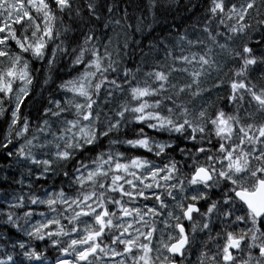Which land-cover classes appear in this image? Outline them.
Here are the masks:
<instances>
[{
  "label": "clouds",
  "instance_id": "9594fccd",
  "mask_svg": "<svg viewBox=\"0 0 264 264\" xmlns=\"http://www.w3.org/2000/svg\"><path fill=\"white\" fill-rule=\"evenodd\" d=\"M244 2L245 0H236L238 5ZM89 3L94 5V10H89ZM255 4L256 7L248 14L247 24L250 27L241 34L242 40L241 37L231 34L230 30L227 31L236 40L237 45L243 41L264 49V0H255ZM115 6L116 0H71L70 9L64 11L54 9L57 17L56 36L48 43L55 56V62L53 63L50 58L46 59L47 51L45 57L29 61L32 74V83L29 87L31 99L28 100L20 115V120L28 125L26 133L23 131V124H12L10 119L11 111L9 110L14 109L16 92H13L12 98L0 97V100L5 101L2 105L3 111H0V154L11 157L8 164L0 165V179L12 180L22 188L26 186V190L22 193L18 191L12 194L7 189L0 190V200L12 195L11 204L18 205L7 212L0 211V225H8L23 234L25 239L12 244V249L18 248L14 254L20 255L26 264H53L52 259L47 255L49 249L58 253L55 264L57 260L64 258L62 249H67L68 257L73 260V264H81L75 254L86 246L91 247V243H96L85 244L82 241L87 232L100 230L95 216L101 211V205H106L113 213L107 218L113 221V226L106 228L103 236L98 240L104 251H98L90 256L88 264H120L121 261H124V264H133V260L142 253L137 251L134 257L132 254L125 253L118 242H114L127 238V234L121 236L122 229L119 225H127L129 222L133 224L131 229L133 236L138 232L144 234L155 227L156 230L151 239L141 238L138 241V245L146 243L151 246L153 264H223L222 244L226 240L227 232L233 231L239 235L242 230L247 231L253 227V217L247 214L246 206L235 196V192L241 186L251 188L253 180L251 171L264 162L253 158L251 167L242 178V184L241 179H237L238 174L229 171L228 161L225 159L227 151L231 150L239 133L234 132L230 137L217 136L216 127L212 121L216 119L219 112H223L226 119L231 117L236 128L244 124L247 130V124L250 123L253 125L251 131L255 133L256 125L264 123V117L259 114L260 110L255 102L246 98L237 104L229 98L228 83L230 78H234L230 75V69L236 68V62L233 60H230L227 65L222 64L220 71L216 70L215 64L205 69V72L209 74L202 77L200 85L202 91L199 96L192 94L195 91V85L192 89L179 93V89L191 82L190 77L181 76L180 73L173 74L164 86L165 91H161L160 84L154 78L145 76L148 71L144 67L146 61H142L135 67L129 66V61L134 54L130 49L133 38L125 31L123 38L117 39L120 31L117 30L116 25L124 30L128 24L127 20L120 25L119 20L113 19ZM228 23L225 21V24ZM109 29H111V35L107 31ZM217 32L220 33V38H226L224 33ZM207 39L210 43L205 44V51L214 47L211 39ZM201 42L204 43V41ZM135 43L138 45L139 41ZM81 45L89 51L93 48L97 49L105 68L108 69L107 72H102L96 77L91 88L95 111L100 113L99 124L95 119L91 122V128L96 133V139L91 144L86 139L74 135L75 130H68L65 123L68 119H77L74 103H85V100L66 95L61 87V82L64 80L61 73L70 78L76 75L72 71L71 61L79 54L78 49ZM167 54L170 60L168 64H172L174 57L171 51L169 50ZM213 55L214 53L209 54L210 60ZM34 62H39L42 67H33ZM125 71L128 73L127 78L124 75ZM103 79H107L109 83L102 84L103 91L100 92L96 89L95 83ZM113 80L116 81L115 84L111 83ZM133 80L139 84L147 82L158 97L150 103L159 104V111L166 116L170 115L174 121L173 126L151 129L153 130L150 137L152 150L148 153L151 155L132 151L138 149L126 142L128 136L125 133L131 132L134 127L132 120L120 121L118 127L109 131V123L117 124L119 120V100L121 97H126L124 89L129 87ZM217 85L221 86L217 87ZM16 87H20L19 82H16ZM257 90L259 91V86ZM57 102L61 104L59 109ZM241 106H246L247 113H251L255 119L246 121L247 113L240 111ZM168 108L173 109L171 114L167 112ZM185 109L187 115H184ZM150 110L157 109L153 107ZM4 113H7V116ZM53 113H59V115H53ZM45 120L48 121L47 124L44 123ZM185 120L189 123L180 131H176L175 125L183 124ZM147 123L146 121L145 128ZM193 127L196 128L195 133L192 131ZM201 128L203 131H200ZM106 132L107 138H105ZM157 144L164 145V149L156 147ZM220 144L225 145V151L220 150ZM10 145L11 148H9ZM244 149L250 151L252 156H258L264 152V142L257 145L245 139ZM64 152H67V157L61 158L60 153ZM239 152L240 149L237 148L234 155H238ZM109 153H111V159L119 155L125 161L132 155L139 154L148 161L150 167L163 168L164 175H169L168 167H174L175 170L170 173V179L167 181L160 179L159 189L154 184L152 188H146L143 183L137 181L136 199L121 196L118 192L110 191L109 187L101 186L110 184L112 175L115 173L109 172L106 177H100L96 183H82L81 178L95 169L98 157L110 159ZM44 161L48 163L45 164ZM197 168L207 169L210 179L207 181L198 179L193 183L192 177ZM9 170L18 173L20 178L7 175ZM149 170H141L138 174L144 177ZM221 172H225L226 175L221 176ZM229 177L236 179L237 182L233 184ZM38 180L47 181V186L38 184ZM127 180H135V177L126 176L121 182L125 190L131 192L133 189L127 184ZM147 183L152 182L147 181ZM141 191L149 196L159 195L161 199L139 198ZM61 192L64 193L67 203H61L58 199L53 205L42 203L49 198H54V193ZM93 193L94 198L85 202L84 196L92 197ZM20 197H23V207L19 206ZM33 199L36 201L35 204L32 203ZM116 201L122 202V205L129 209L139 208L147 223H142L134 211L127 220H122L119 212L121 205ZM33 205L36 207L33 208ZM89 205L96 211H91ZM188 205L198 208V211H195L190 218L184 215ZM148 207L155 208L157 213H147ZM210 207L212 211H208ZM21 209L27 210L18 211ZM82 210L89 211L90 216L78 217L76 214ZM9 212L13 217L12 222L9 221ZM29 212L31 215H26ZM35 216L39 219L34 221ZM238 216L245 218L238 221ZM48 219L59 221V225L48 231L62 230L63 234L50 236L48 231H44L43 239L33 235V226L38 222H46ZM177 225L184 227L183 235L187 237L183 254L179 256L170 253L166 247L181 239L182 234ZM256 226L259 227L258 224ZM250 235L252 233H249ZM257 235L259 242L261 237ZM45 239L48 241L47 245L38 247V242ZM72 240H77L78 243L72 246ZM113 250L120 253L117 256L120 257L119 259H111ZM26 252L33 254L25 255ZM5 255L7 259H0V261H4L5 264H19L13 259V254L6 252ZM37 256L40 259H37ZM249 257H251V264H264L259 253L247 245L234 253V264H245L249 261Z\"/></svg>",
  "mask_w": 264,
  "mask_h": 264
},
{
  "label": "snow or ice",
  "instance_id": "6c2138e0",
  "mask_svg": "<svg viewBox=\"0 0 264 264\" xmlns=\"http://www.w3.org/2000/svg\"><path fill=\"white\" fill-rule=\"evenodd\" d=\"M256 7L255 0H245L244 3L237 4L233 0H211V5L209 12L211 13V18L208 21V25L205 26L204 32L207 33V38H210L214 44L213 48H208L207 51L201 50L199 52H190L188 55L181 54L180 56L174 57L172 64L157 63L153 68H150L145 76L148 78H154L156 82L160 84V90L165 91L164 86L169 82L171 76L176 73L185 74L190 77V83L186 84L185 87L179 89V93L182 94L186 89H192L195 85V91L192 92L193 95L199 96L201 94V80L206 74L205 69L210 68L212 64L216 65V70H222V64L227 65L230 60L236 62V68L230 69V75L234 78L229 79L228 88L230 89L229 98L237 104L244 101L246 98L255 102L258 106L262 117H264V49H259L257 46L249 45L247 42H241L239 45L236 44V40L228 33L225 35L226 38L221 42L220 33L215 32L213 34V29L211 24L213 20L217 21V25H223L226 30H230L231 34H235L236 37H241L243 32H246L250 27L247 24V17L251 10ZM71 8V0H0V97L8 96L12 98L13 92H16L14 109L11 111V122L12 124H23V131L26 133L28 131V125L24 124L20 120V115L23 112L22 105L25 103V98L29 96V87L32 83V74L30 72V60L45 57V52H48V57L52 62H55V56L51 51L49 41L56 36V21L57 17L54 12L55 10L64 11ZM89 10H94V5L89 3ZM32 10L35 11L37 15L32 14ZM259 14V12H258ZM11 21V23H9ZM228 21V24H225ZM67 30V29H66ZM5 33H7L5 35ZM225 34V33H224ZM183 39V38H181ZM242 40V37H241ZM14 42V45H13ZM87 40L85 41V44ZM197 43H202L197 41ZM188 44L193 46L192 41L189 40ZM219 49V51H216ZM66 51V50H65ZM79 54L74 56L72 59V71L76 73L75 76L64 79L61 82V87L64 89L65 94L70 97L83 98L85 103H74V108L76 110L77 119H68L65 121L68 126V130H75L74 135H78L82 139H86L89 144L93 143L96 139V133L91 128V122L95 119L97 124L100 121V113L95 111V104L92 101L91 88L96 77L102 72H107L108 69L105 68L104 62L101 59L100 53L97 49H92L89 51L83 45L78 49ZM214 53L212 59H209V54ZM168 55V54H167ZM166 55V59H167ZM111 58L109 57V60ZM177 64L180 66L177 67ZM187 66V67H185ZM191 68V71H189ZM154 69V70H153ZM238 69V70H236ZM125 78H127L128 73L125 71ZM255 81V83H253ZM16 82H19L20 87H16ZM109 83L107 79H103L101 82L95 83V87L98 91L102 92V84ZM115 84L116 81H111ZM223 82H221L222 84ZM221 85H217L220 87ZM259 86V91L257 90ZM122 87V85H118ZM126 92V97H121L119 100V120L117 124L109 123V131L118 127L120 121L128 122L132 120L134 122V127L132 129V135L128 137L127 143L137 149H143L147 153H151V134L145 131V122L147 121V128L153 129L156 127L173 126L174 121L171 116L164 115L159 111V104L150 103L158 99L155 90L150 87L147 82L144 84H139L133 80L132 84L124 89ZM5 101L0 100V111H3L2 105ZM155 107L156 111H151ZM57 108H61V104L57 102ZM241 112L247 113V107L241 106ZM168 113H172L173 109L168 108ZM7 116V113H4ZM53 115H59V113H53ZM184 115H187V110L185 109ZM203 115V113H201ZM255 117L251 113H247L246 121L254 120ZM83 122V123H82ZM155 122V123H153ZM45 124L48 123L47 120L44 121ZM189 123L185 120L183 124H176L175 130L180 131L182 127ZM216 127L217 136H232L234 132H238L239 136L237 141L232 146L230 151H227L225 159L228 161L227 167L230 172L237 175V179H241L243 184V177L247 174L248 169L251 167V160L254 158L257 161L264 162V152H261L258 156H252L250 151L244 149L245 139L253 142L254 144H260L264 142V123L256 125V132L253 133L251 128L252 124H247V130L245 125L242 124L241 127L236 128L232 123L231 117L225 118L223 112H219L216 119L212 121ZM79 125V127H78ZM193 133H195L196 128H192ZM203 131V128L200 129ZM108 133H105V138H107ZM156 147L161 150L164 149V145L157 144ZM220 150L225 151V145H219ZM239 148L240 152L238 155L236 149ZM110 159H104L103 156L98 157V163L95 165L93 171L88 172L86 177L81 178L82 183H96L100 177H106L109 172L115 173L112 175L111 182L108 185H101L102 187H109L110 191L118 192L121 196H128L130 199H136L137 194L135 188L137 186V181L143 183L146 188H152L153 184L157 189H159L160 179L167 181L170 179V173L175 169L174 167H168L167 171L169 175H164L163 168L150 167L148 161L139 154H134L129 157L126 161L118 155L117 158L111 159V153L108 154ZM61 158L67 157V152L60 153ZM45 164L48 161H44ZM107 169V171H106ZM150 169L144 177H141L138 173L141 170ZM124 173V175H121ZM221 176H225V172L220 173ZM126 176H134L135 180H127V184L133 189V191L128 192L125 190L122 181L125 180ZM252 186L251 188L241 186L239 190L235 192V196L246 206L247 214L253 217L252 228L247 231H241L239 235L235 234L233 231H228L226 235V240L222 244V259L223 264H234V253L241 250L246 245L254 249L259 253L261 261H264V163L253 171H251ZM207 181L210 179V174L205 168H197L195 174L192 177L193 183L197 180ZM231 182L235 184L236 179L229 177ZM151 181L152 183H147ZM54 198H49L47 201H42V203H47L48 205H53L56 200H60L61 203H67L64 199V193H54ZM88 195L84 196V201L87 202L90 198H94ZM139 198L142 199H156L160 200L159 195L149 196L146 192L141 191L139 193ZM20 207H23V197H20ZM33 204L36 203L35 199L32 201ZM78 203V201H76ZM120 204L119 212L121 214L122 220H127L128 217L133 215L135 212L137 218L142 223H147L144 215L141 213L139 208L129 209L122 205V202L116 201ZM18 205L10 204L9 208H15ZM163 206V205H162ZM91 211H96L92 209V206H88ZM198 211V208L193 205H188L187 211L184 215L186 217H191V215ZM208 211H212L210 207ZM147 213L156 214L157 210L152 207L146 209ZM26 215H31L27 213ZM42 215V214H41ZM79 216H84L88 218L90 216L89 211H81L76 214ZM110 215H113L111 209L106 205H101V211L95 216V221L99 225V231H89L82 241L85 244L91 243V247H84L82 250L76 252V259L81 262V264H88V258L93 256L96 252H103L104 249L98 243V240L103 236L104 230L108 227L113 226V221L107 219ZM9 221L12 222L13 217L11 212L8 213ZM245 217L238 216L237 220H243ZM259 225L257 227L256 225ZM59 225V221L55 219H48L46 222H38L33 226V235L39 236L43 239L42 233L48 231L51 228ZM119 227L122 229L121 236L127 234L126 239H118L114 242H118L125 253L132 254L136 256V252L139 251L142 254L133 260V264H153L151 258L152 248L146 243L138 245V241L143 238L149 240L153 237L155 232V227L149 229L146 233L140 234L139 232L133 236L131 229L133 227L132 223H127V225L121 224ZM181 235V239L167 246V250L176 255H182L183 249L187 244V237L183 235L185 229L181 225H177ZM249 233L252 235L249 236ZM61 231H48V235H62ZM261 239L258 242V235ZM251 241V244H249ZM77 240H72L71 245L75 246ZM23 247V245H21ZM64 253V258L57 260V264H73L72 259H68L69 253L67 249H62ZM33 253L26 252L25 255H32ZM120 253L115 250L112 251V256L117 257ZM40 259L39 256L36 257ZM11 259V257L9 258ZM0 264H5L4 261H0ZM120 264H124L121 261ZM245 264H251V257L249 261Z\"/></svg>",
  "mask_w": 264,
  "mask_h": 264
},
{
  "label": "trees",
  "instance_id": "16d2710c",
  "mask_svg": "<svg viewBox=\"0 0 264 264\" xmlns=\"http://www.w3.org/2000/svg\"><path fill=\"white\" fill-rule=\"evenodd\" d=\"M210 5L211 0H116V6L113 9L114 15L112 13L109 15H113L114 20H119L120 25H123L127 20V28L121 30L119 25H116V28L118 31L121 30L123 34L126 31L133 38L130 49L133 50L134 54L129 61V66L135 67L142 61H146L144 67L149 70L157 63H169V58L166 59L169 50L175 56L205 50V44L210 43L207 39V33L204 32V28L211 18ZM32 14L37 15L34 10H32ZM0 24H2V20H0ZM210 26L213 29V34L220 31L227 35L226 28L223 25L218 26L217 21L213 20ZM107 31L109 35L112 34L111 29ZM123 36L120 35L117 39H122ZM220 39L223 42V38ZM189 40L192 41L193 46L188 44ZM135 41H139V44L137 45ZM197 41H204V43H197ZM179 66L177 64V67ZM33 67H42V65L39 62H34ZM61 75L64 79L70 78L63 73ZM179 75L185 74L180 73ZM29 99L31 96L25 98V103L22 105L23 111ZM125 134L130 137L132 132ZM10 161L11 157L0 154V165L8 164ZM7 175L20 178L19 174L12 170H9ZM37 183L47 186V181L38 180ZM9 185H11L10 188ZM3 189L15 194L18 191L21 193L25 191L26 186L22 188L21 185L13 183L12 180L0 179V190ZM12 199L13 196L9 195L6 199L0 200V211L7 212L10 209L9 205ZM32 207L35 208L36 206L33 205ZM23 210L27 209L18 211ZM24 239L23 234L15 228L0 225V259H7L5 255L7 252L13 254V259L18 261L17 255L14 254L18 248L13 250L12 244ZM18 262L22 264V261Z\"/></svg>",
  "mask_w": 264,
  "mask_h": 264
},
{
  "label": "rangeland",
  "instance_id": "374dc122",
  "mask_svg": "<svg viewBox=\"0 0 264 264\" xmlns=\"http://www.w3.org/2000/svg\"><path fill=\"white\" fill-rule=\"evenodd\" d=\"M120 35L122 36V35H124L123 34V32L120 30ZM145 131H147V132H149L150 134H153V130H151V129H147V128H145ZM132 151H134V152H138V153H140V154H145V155H151V154H148V153H146L143 149H138V150H132ZM41 210H42V208H41ZM36 219H39V217L38 216H35L34 217V220H36ZM47 243H48V241L45 239L44 241H42V242H38V247H41V246H44V245H47ZM18 251V250H17ZM47 255L52 259V262H53V264H55V257H56V255H58V253H55L53 250H51V249H49V251H48V253H47ZM68 259H71L70 257H67ZM120 257H112L111 259H119ZM16 259L18 260V261H22V264H26V262L23 260V258L20 256V255H17L16 256ZM6 260V259H5ZM21 264V263H20Z\"/></svg>",
  "mask_w": 264,
  "mask_h": 264
},
{
  "label": "water",
  "instance_id": "95a60500",
  "mask_svg": "<svg viewBox=\"0 0 264 264\" xmlns=\"http://www.w3.org/2000/svg\"><path fill=\"white\" fill-rule=\"evenodd\" d=\"M177 256H179V254H176Z\"/></svg>",
  "mask_w": 264,
  "mask_h": 264
}]
</instances>
